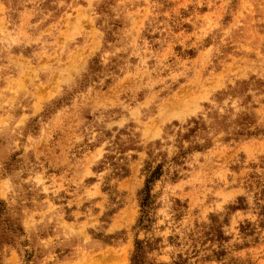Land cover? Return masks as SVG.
Instances as JSON below:
<instances>
[{
    "label": "rangeland",
    "instance_id": "obj_1",
    "mask_svg": "<svg viewBox=\"0 0 264 264\" xmlns=\"http://www.w3.org/2000/svg\"><path fill=\"white\" fill-rule=\"evenodd\" d=\"M118 258L264 264V0H0V264Z\"/></svg>",
    "mask_w": 264,
    "mask_h": 264
},
{
    "label": "bare ground",
    "instance_id": "obj_2",
    "mask_svg": "<svg viewBox=\"0 0 264 264\" xmlns=\"http://www.w3.org/2000/svg\"><path fill=\"white\" fill-rule=\"evenodd\" d=\"M179 99V98H178ZM113 261V260H112ZM114 264H123V261L121 258L114 259Z\"/></svg>",
    "mask_w": 264,
    "mask_h": 264
}]
</instances>
